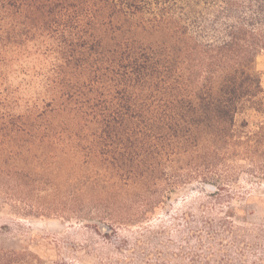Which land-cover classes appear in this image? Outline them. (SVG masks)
Segmentation results:
<instances>
[{"label": "trees", "instance_id": "trees-1", "mask_svg": "<svg viewBox=\"0 0 264 264\" xmlns=\"http://www.w3.org/2000/svg\"><path fill=\"white\" fill-rule=\"evenodd\" d=\"M39 37L54 58L42 108L4 128L55 146L59 185L64 160L90 172L73 211L120 223L123 186L143 216L158 193H217L241 160L264 179V0H0V53Z\"/></svg>", "mask_w": 264, "mask_h": 264}, {"label": "rangeland", "instance_id": "rangeland-1", "mask_svg": "<svg viewBox=\"0 0 264 264\" xmlns=\"http://www.w3.org/2000/svg\"><path fill=\"white\" fill-rule=\"evenodd\" d=\"M0 59V264H264V179L250 177L248 170L257 169L247 161L217 193L204 183L158 193L143 216V196L123 186L120 223L85 201L73 211L74 196L93 192L74 181L90 172L78 158L64 160L62 170L74 181L59 185L66 176L55 146L41 143L38 132L30 138L4 128L13 115L41 110L53 55L39 37ZM256 68L264 89V51Z\"/></svg>", "mask_w": 264, "mask_h": 264}, {"label": "water", "instance_id": "water-1", "mask_svg": "<svg viewBox=\"0 0 264 264\" xmlns=\"http://www.w3.org/2000/svg\"><path fill=\"white\" fill-rule=\"evenodd\" d=\"M208 186H209V187H211L212 189H214V187H213V186H211V185H209V184H208Z\"/></svg>", "mask_w": 264, "mask_h": 264}]
</instances>
